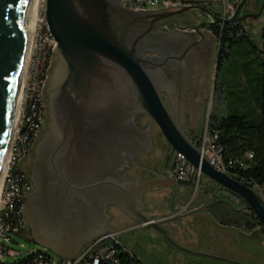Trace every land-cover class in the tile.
Returning <instances> with one entry per match:
<instances>
[{
    "label": "water",
    "instance_id": "95a60500",
    "mask_svg": "<svg viewBox=\"0 0 264 264\" xmlns=\"http://www.w3.org/2000/svg\"><path fill=\"white\" fill-rule=\"evenodd\" d=\"M30 1L0 0V177L12 139L13 116L25 72L28 49L26 17ZM212 1L217 3V0ZM220 2L222 8L223 2ZM246 2L247 0H242L237 4L235 13L230 18L209 9L207 2L181 5L171 10L167 7L161 12L170 10L169 16H177V27H180L183 16L191 15L194 11L203 12L209 20L197 25V33L203 39L202 28L207 27L209 34L216 39L210 30L211 25L246 21L262 13L261 10L257 14H242ZM137 15H142V12L124 8L118 0H45V19L56 43L59 66L53 74L52 126L46 135L45 154L39 162L43 167L40 197L53 202L55 206L46 209L45 216L35 223V230L36 226L43 225L44 219L48 221L43 227L46 225L54 228L58 225L53 223L55 220L71 218L85 225L89 212L81 198L88 197L91 190L99 185L106 187L101 190L99 212L104 224L92 234L102 228L105 230L90 239L89 243L109 232L108 221L111 215L108 213V206L112 204V199L107 188L116 185L115 178H124L127 182L146 187L145 183L122 175L119 166L115 167L111 162L112 150L132 135L126 127L124 114L131 97L137 104L138 113L158 125L172 148L170 171L175 169L178 155L181 154L185 158V167L192 165L194 171L201 170L206 178L201 190L207 189L210 183L216 188L215 195L223 190L241 198L264 227L263 191L217 169L203 153L199 141H193L188 136L183 122L176 119L174 112L166 105L161 89L151 75L154 69L160 67V63L145 55L140 37L134 36V26L138 24ZM110 89L117 91L116 101L121 106L115 122L110 120L103 109L104 104L108 105L111 100ZM208 111L210 113V107ZM94 155L101 164L100 180L96 185L83 180L91 175L88 167ZM104 161L111 164L105 165ZM113 167L114 178L111 177ZM170 181L178 193L183 187L195 188L196 185L193 177H172ZM144 190L147 193V189ZM144 192L139 194L141 200L145 196ZM194 195L195 193L193 197ZM191 202L192 199L188 205ZM106 203L109 205L106 206ZM213 203L207 202L199 210H205ZM113 204L117 207L115 202ZM130 213L128 215L138 222L137 228H154L174 248H182L171 239L162 225L163 220L148 217L141 208H136L133 214ZM88 229L81 234V238L92 235ZM39 236L46 239L48 235ZM80 252L72 255L61 254L60 258H74ZM194 254L226 260L205 253Z\"/></svg>",
    "mask_w": 264,
    "mask_h": 264
},
{
    "label": "rangeland",
    "instance_id": "374dc122",
    "mask_svg": "<svg viewBox=\"0 0 264 264\" xmlns=\"http://www.w3.org/2000/svg\"><path fill=\"white\" fill-rule=\"evenodd\" d=\"M261 10L262 13L258 17H251L246 20L247 31L259 46H262L261 32L264 27V0H247L242 10V14H257ZM44 13L45 0H39L36 9V22L34 28V34H36L33 36L30 56L38 50V57L42 60V63L38 64V66L40 65L41 67L44 65V61L48 56H50V58L53 55L55 56L53 53L56 47L50 36L46 38L47 34L45 36L46 30L44 29V25L43 31L40 32L42 39L39 38L36 40L39 30L38 27L40 25L39 19L43 18ZM191 15L195 19L194 21L198 22V20H201V18L197 16V11H194ZM35 29L37 30L35 31ZM248 50L249 45L235 46L229 61L220 69L218 89L215 95L216 100L217 98L219 99L221 115H227L238 110L246 113L249 119L256 121L260 116V67L257 65V61L251 62L253 56ZM30 56L28 59H30ZM207 60L210 66L205 67L204 74L201 75V80L205 85L204 93L201 96V101L197 106L196 112L193 114L192 120H190L186 126L187 129L190 130L192 136L200 134V123L202 118L206 123L208 115L211 113L218 69L215 47L210 50ZM53 61L54 59H52V62ZM30 65L31 63L28 60L26 70ZM209 107L210 113L208 111ZM155 132L159 134L158 128L155 129ZM170 158L172 164L173 156ZM153 161H156V166L149 163L148 167H142L141 169L135 168V171L131 172L130 175L133 179L153 177L148 169L157 170L156 167L162 164V159L156 156ZM143 162L142 159L138 161L140 164ZM204 181L206 183V178ZM208 185L210 187L213 186L210 183ZM262 191L264 193V190ZM197 192V196L194 195L193 197L194 188L183 187L180 193L177 194L175 203H173V208L177 205V213L174 214L175 218L173 217V219H171L170 217L171 220H165L162 224L173 241L176 240V237L174 234L170 233L169 228L173 229L174 227H171V225H174L175 229H177V243L182 248L176 249L172 246L176 252L167 250L169 248L168 245L171 247V244L160 231L154 228L126 229L122 232H117V240L130 251L137 254L144 264H264V235L259 230H255L252 233H244L233 228L219 226L214 223L204 211H199L196 214H187V212L191 210L190 208H193L188 205L191 199H195L201 203L205 200L206 193L201 190V187ZM155 196L145 193L144 198L147 203H150V201L155 202L153 198ZM164 198L161 200L163 204L170 202V196H164ZM194 201L193 204L195 203ZM148 206L149 204L146 207ZM109 211H114L113 214L116 213L119 217V227H125L133 223L123 216L121 211L117 208L110 207ZM175 211L176 210H174V212ZM43 221L47 223L48 219H44ZM53 223L58 224L57 227L50 228L46 225L44 226V228H48V236L46 239H42L37 234L33 225L29 228L27 226L34 241H28L23 237H17V243L11 244V247L21 251L23 256L26 255L28 251L44 249L51 253L56 260L61 257V254L72 255L81 251L90 239L100 234L99 232L105 230V228H102V230L95 234L81 238V234L85 232L87 227L81 224L79 220L71 218V220H55ZM55 244L60 245V247ZM50 246H52L53 249ZM195 252L215 255L222 259L229 260V262L197 255L194 254ZM19 257L20 256H9L5 259L14 262ZM55 260H53L52 264L55 263Z\"/></svg>",
    "mask_w": 264,
    "mask_h": 264
},
{
    "label": "flooded vegetation",
    "instance_id": "af4514ba",
    "mask_svg": "<svg viewBox=\"0 0 264 264\" xmlns=\"http://www.w3.org/2000/svg\"><path fill=\"white\" fill-rule=\"evenodd\" d=\"M173 7L176 6L169 7L170 10ZM162 9L140 11L142 15H137L136 17L138 24L134 26V36L140 37L145 55L160 63V67L154 69L151 75L161 89L166 105L174 112L175 118L183 122L188 136L193 141L202 142V134H204L208 126L204 122V119L202 118L200 134L197 136H192L186 126L192 120L193 114L196 112L197 106L201 101V96L204 93L205 85L201 80V75L204 74L205 67L210 66L207 59L210 50L214 47L217 56V37L215 39L212 35H204L202 39V36L200 37L197 33V25L209 20L203 12L197 11V16L201 18L198 22L194 21L195 19L191 15L180 17L182 22L180 27H177V16H169L170 10L161 12L163 11ZM203 31H208L207 27L202 28ZM53 54L55 56L53 55L50 58V74L44 90L43 126L38 137L26 150L18 164V167L26 174L27 180L30 183L25 207L28 228L32 225L34 226L36 222H39L45 216L46 209L55 206L53 202L45 201L40 197V181L42 180L43 167L39 163L41 157L45 154V139L52 126L51 95L54 81L53 74L59 66L55 50ZM54 57L55 63L52 62ZM109 91H111V100L108 105L104 104L103 109L108 114L110 120L115 122L121 106L116 101L117 91L113 89ZM137 110V104L133 97H131L124 109V114L126 116V127L132 132V135L127 140H122L112 150L111 156L112 165L115 167L119 166L121 174L124 176L128 175L131 179L133 177L130 174L135 171V168L148 167L149 163L156 166V161H153L156 156L162 159V164L156 167V169H161V167L165 166L166 161L168 163L170 161L171 167L169 155L170 157L173 156V150L167 143L158 125L147 116L139 114ZM157 128L159 134L155 132ZM96 158L94 155L93 159L89 162L88 173L91 172V175L83 178L87 183L93 182L95 185L100 180L101 170V164L98 163ZM140 159L144 161L141 164L138 163ZM108 161H104L105 165L109 163ZM115 167L112 168L111 177L115 176ZM170 167H168V170ZM170 174L172 176L171 171ZM105 178H107V175ZM115 179L116 185L107 188V191L111 192L110 197L112 201L110 203L112 204L109 205L107 202L105 205H109L108 210H110V207H113V203L115 202L117 209L119 208L118 210L121 211L122 215L129 218L128 213L131 212L130 214H133L136 208L143 209L142 205L145 203V198L143 196L144 201L141 200L139 194L140 192H144L145 188L142 185L127 182V179L124 178L117 177ZM102 188L106 187L98 185L91 190L88 197L81 198V202H83L84 207L87 206V211L89 212V219L86 221L85 226L89 228L87 231L91 234L104 224V221L99 217ZM194 200L192 199L189 205V207L193 208H190L191 210L187 214H196L199 211L205 212V210H199V208L207 202H213L215 197L206 194L202 204H196L198 201ZM193 201L195 202L194 204ZM120 207L124 208V211ZM134 221L136 220L134 219Z\"/></svg>",
    "mask_w": 264,
    "mask_h": 264
},
{
    "label": "trees",
    "instance_id": "16d2710c",
    "mask_svg": "<svg viewBox=\"0 0 264 264\" xmlns=\"http://www.w3.org/2000/svg\"><path fill=\"white\" fill-rule=\"evenodd\" d=\"M182 5L202 3L195 0H170ZM234 5L242 0H229ZM210 30L217 37V77L214 86L213 104L209 118V132L216 133L217 144L222 148L223 161L228 173L237 180L258 190H264V27L261 32L262 46L251 37L247 31L246 21L215 23ZM249 45L248 52L252 53L251 62L257 61L259 70L260 89V116L254 121L248 118L246 113L234 111L227 115H221L219 99L216 100L215 92L218 89L221 67L229 61L235 46ZM54 63L56 62L54 58ZM50 66V56L44 61L43 69ZM216 101V102H215ZM202 142H199L201 146ZM251 152V158L248 153ZM207 195L215 197L214 203L205 209L207 215L214 223L222 227L233 228L244 233H252L259 230L264 235V227L255 214L246 207L241 198L226 191H219L215 195V186H209L202 190ZM21 237L28 241H34L29 229H25ZM109 258L113 253L119 264H144L142 259L130 251L121 242L115 240L111 244ZM45 254V261H53L51 253L44 249L28 251L26 255L20 253V257L12 263L34 264V258Z\"/></svg>",
    "mask_w": 264,
    "mask_h": 264
},
{
    "label": "built area",
    "instance_id": "2783aa9c",
    "mask_svg": "<svg viewBox=\"0 0 264 264\" xmlns=\"http://www.w3.org/2000/svg\"><path fill=\"white\" fill-rule=\"evenodd\" d=\"M118 1L121 6H127V9L133 11H154L163 7H177L182 5L180 2L174 3L170 0ZM222 2L221 15L224 17H232L237 4L234 5L229 0H222ZM39 20L40 25L36 40L39 38L42 39L40 32L43 31L44 25V29L46 30L45 36L47 34L46 38L50 36L54 46H56L54 37L49 31L45 13L43 18ZM29 61L31 65L26 70L22 87L23 100L19 106L18 116L14 123L16 124V134H12L9 154L5 162L0 183V264H14L5 258L9 256H20V253H22L12 248L11 244L17 243V237H21L22 232L27 229L25 207L30 183L27 180L26 174L18 167V164L26 150L38 137L43 126L44 90L47 85L50 66L46 69H43V65L42 67L40 65L38 66V64L42 63V60L38 57V50L31 54ZM217 137L218 135L216 133L212 134L209 132V127L207 126L202 137V151L217 169L228 173L226 164L223 161L222 148L217 144ZM248 157L251 158V152L248 153ZM171 172L172 176L177 179H190L193 177L196 183L194 188L195 195L198 193L197 191L201 185L205 183V177L201 170L194 171L193 166L190 164L185 167V158L181 154L178 155L176 167ZM100 237L85 245L81 252L74 258H58L56 260L54 258V264H119L114 253L113 258H106L107 246H98V239ZM52 263L53 261H45V254L34 258V264Z\"/></svg>",
    "mask_w": 264,
    "mask_h": 264
},
{
    "label": "crops",
    "instance_id": "0c3cea01",
    "mask_svg": "<svg viewBox=\"0 0 264 264\" xmlns=\"http://www.w3.org/2000/svg\"><path fill=\"white\" fill-rule=\"evenodd\" d=\"M195 1H204V2L209 3L208 4L209 9H211L212 11H216L218 13H220L222 10L220 0H217V3L212 0H195ZM203 34L210 35L208 31H203ZM166 166L170 167V161L169 163L166 161L165 166L161 167V169L159 168L155 171L152 169L151 170L148 169L149 172L152 173L151 175H153V177H148L146 179L145 178L135 179V180H139L142 183L146 184L145 188L147 189L146 191L148 194H151V195L153 194V196H155L156 194V196L153 197L155 202L150 201V203H147V201L145 200L142 211L144 212L145 215H147L150 218H156V219L163 220V223L165 222V220L169 221L173 219V217L175 216L174 214L177 213V205L173 208V203H175V199H177L178 192L176 190V187H172L171 185L170 179L172 178V176L169 171L170 169L168 170V167L166 168ZM149 188L152 190H149ZM164 196H170L171 197L169 199L170 202L165 201L166 203L163 204L161 200L162 198H164ZM148 204L149 206L146 207ZM113 207L117 208L115 205H113ZM174 210L176 211L174 212ZM113 212L108 210L109 215H111V219H109L108 221L109 232H122L123 230H126V229L134 230L135 228H137L138 222L134 221V219H132L131 217L127 218L126 216L125 217L128 220H131L133 223L125 227H119V220H118L119 217L116 215V213L113 214ZM171 224H174V223H171ZM171 227H174L173 228L174 230L168 227L169 231L171 234H174V236L176 237L175 241L177 242V229H175L174 225H171ZM168 247H167L168 248L167 250L171 252L172 251L176 252L173 249L172 245L171 247L168 245Z\"/></svg>",
    "mask_w": 264,
    "mask_h": 264
},
{
    "label": "bare ground",
    "instance_id": "6f19581e",
    "mask_svg": "<svg viewBox=\"0 0 264 264\" xmlns=\"http://www.w3.org/2000/svg\"><path fill=\"white\" fill-rule=\"evenodd\" d=\"M38 2L39 0H31L30 1V5L28 8V12H27V17H26V29H27V39H28V49H27V54H26V62H25V72H24V77H23V83H24V79L26 76V66L28 63V58L30 56V48L32 46V41H33V36L34 34V28H35V22H36V9L38 6ZM124 8H127V6H123ZM226 18V17H225ZM36 31V29H35ZM50 31V30H49ZM23 83H21L20 89H19V93H18V97H17V104H16V110L13 116V133L12 134H16V124L15 121L17 119L18 116V111H19V106L22 103L23 98ZM8 154H9V147L7 148L6 151V155L4 158V163L6 162L7 158H8ZM3 163V164H4ZM1 179H2V175L0 177V183H1ZM47 227H43V225H38L36 226V231L39 235H43V236H47ZM117 240V233H106L104 235H101L100 239H98V246H107V250H106V258H109L110 256V252L109 250L111 249L109 243L111 244L113 241ZM118 241V240H117Z\"/></svg>",
    "mask_w": 264,
    "mask_h": 264
}]
</instances>
